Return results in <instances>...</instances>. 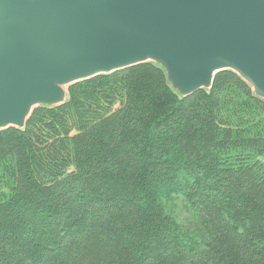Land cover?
<instances>
[{
    "label": "trees",
    "instance_id": "16d2710c",
    "mask_svg": "<svg viewBox=\"0 0 264 264\" xmlns=\"http://www.w3.org/2000/svg\"><path fill=\"white\" fill-rule=\"evenodd\" d=\"M0 264H264V102L152 63L72 86L0 131Z\"/></svg>",
    "mask_w": 264,
    "mask_h": 264
},
{
    "label": "water",
    "instance_id": "95a60500",
    "mask_svg": "<svg viewBox=\"0 0 264 264\" xmlns=\"http://www.w3.org/2000/svg\"><path fill=\"white\" fill-rule=\"evenodd\" d=\"M148 63L181 99L232 72L264 102V0H0V131Z\"/></svg>",
    "mask_w": 264,
    "mask_h": 264
},
{
    "label": "rangeland",
    "instance_id": "374dc122",
    "mask_svg": "<svg viewBox=\"0 0 264 264\" xmlns=\"http://www.w3.org/2000/svg\"><path fill=\"white\" fill-rule=\"evenodd\" d=\"M184 215V214H183Z\"/></svg>",
    "mask_w": 264,
    "mask_h": 264
}]
</instances>
